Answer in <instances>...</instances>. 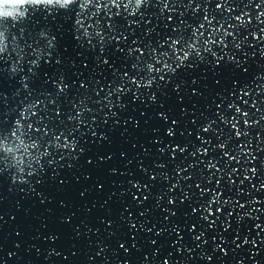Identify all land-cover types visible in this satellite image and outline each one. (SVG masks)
Segmentation results:
<instances>
[{
    "label": "water",
    "instance_id": "obj_1",
    "mask_svg": "<svg viewBox=\"0 0 264 264\" xmlns=\"http://www.w3.org/2000/svg\"><path fill=\"white\" fill-rule=\"evenodd\" d=\"M117 2L0 0V264H264V0Z\"/></svg>",
    "mask_w": 264,
    "mask_h": 264
},
{
    "label": "snow or ice",
    "instance_id": "obj_2",
    "mask_svg": "<svg viewBox=\"0 0 264 264\" xmlns=\"http://www.w3.org/2000/svg\"><path fill=\"white\" fill-rule=\"evenodd\" d=\"M69 2H70V0H64V3H65V4H67V3H69ZM137 2H138V0H135V3H137ZM112 3H118V2H117V0H112ZM217 6L220 7L221 5H217ZM258 6H259V5H258ZM205 20H207V17H205ZM78 23H80V21H78ZM201 27H203V25H201ZM180 43H181L180 39H176V40L173 42L172 47H173L174 49H176L177 45H179ZM190 47L195 48L196 45H195V44H191ZM177 51H178V50H177ZM189 55H190V52H188V51H184V52H183V55H180V56H179V59H180L181 61H184V60H186V59L189 57ZM166 65H168V64H165V66H166ZM150 66H151V70H152V69L154 68V66L151 65V64H150ZM148 67H149V66H148ZM170 67H171V66H170ZM166 68H167V67H166ZM149 81H151V80H149ZM244 115L247 116V113H245ZM244 123L247 124L248 121L245 120ZM233 127H236V125L234 124ZM169 131L171 132V129H169ZM236 135L239 136V135H241V133H240L239 131H237V132H236ZM221 147H224V145H221ZM253 171H255V170H253ZM214 199H215V198H214ZM258 227H259V226H258Z\"/></svg>",
    "mask_w": 264,
    "mask_h": 264
}]
</instances>
